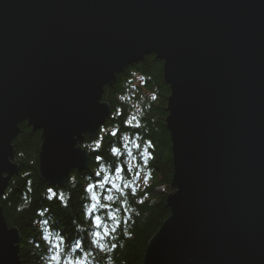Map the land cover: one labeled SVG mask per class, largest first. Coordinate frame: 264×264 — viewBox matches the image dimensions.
I'll list each match as a JSON object with an SVG mask.
<instances>
[{
    "label": "water",
    "instance_id": "95a60500",
    "mask_svg": "<svg viewBox=\"0 0 264 264\" xmlns=\"http://www.w3.org/2000/svg\"><path fill=\"white\" fill-rule=\"evenodd\" d=\"M154 56L169 86L170 215L143 264H264V0H0V198L41 132L52 186L88 155L105 86ZM0 207V264H21Z\"/></svg>",
    "mask_w": 264,
    "mask_h": 264
},
{
    "label": "trees",
    "instance_id": "16d2710c",
    "mask_svg": "<svg viewBox=\"0 0 264 264\" xmlns=\"http://www.w3.org/2000/svg\"><path fill=\"white\" fill-rule=\"evenodd\" d=\"M169 94L162 63L154 56H146L118 73L115 81L105 86L102 96L110 108L108 117L94 136L84 135L81 146L87 152L88 162L82 170L72 169L62 185L52 186L41 179L38 171L41 132L33 131L26 122L19 124L20 132L12 142L18 173L10 178L0 207L9 228L18 231L21 264H49L52 245L45 239L49 232L54 234L53 241L57 236L64 238L61 247L69 249L65 253L69 258L91 253L88 264H108L109 258L112 264H143L149 240L170 215L166 196L171 192L173 163L165 126ZM132 117L136 119L130 126L125 121ZM137 122L139 127H135ZM113 148H119L121 154L115 155ZM145 149L147 154L142 156ZM115 169L122 170L123 180L117 179ZM136 172L140 173L138 179ZM104 175L109 176V181L101 188ZM126 181L133 182L134 195L131 188H124ZM113 183L123 195L112 187ZM89 186H94L99 202L108 205L97 206L91 216L87 209L97 201L91 200ZM108 195L113 196L112 201L103 199ZM122 200L127 203H121ZM113 215L116 221L111 219ZM96 216L102 218L108 229H116L106 238L107 246L115 244V249L101 252L92 244L91 233L100 231L103 236L105 231L96 229L94 224L89 227ZM77 243L81 245L79 249L75 247Z\"/></svg>",
    "mask_w": 264,
    "mask_h": 264
},
{
    "label": "snow or ice",
    "instance_id": "6c2138e0",
    "mask_svg": "<svg viewBox=\"0 0 264 264\" xmlns=\"http://www.w3.org/2000/svg\"><path fill=\"white\" fill-rule=\"evenodd\" d=\"M152 99H156L155 96L152 97ZM136 118L135 117H132L131 119H128L126 120L125 122L128 123L130 126L133 125V121L135 120ZM139 123L137 122L135 124V127H139ZM112 135H116V132H113ZM125 140H128L129 138L128 137H124ZM133 144H135L134 141H132ZM136 147H140V145L136 144L135 145ZM150 147V145H149ZM112 152L119 156L121 154V150L119 148H113L112 149ZM132 153L131 152H128V155H131ZM147 154V149L144 150V153H142L141 155H145ZM116 171V174H117V179H121L123 180V177H121L120 173H121V169H115ZM97 175H101V173H97ZM135 176H136V179L139 178L140 176V173L139 172H136L135 173ZM109 181V176L107 175H104L103 176V181L100 183L99 187L103 188L105 186V183ZM148 181V174H145V183H147ZM112 187L116 189L117 192H121V195H123L124 193L121 191L120 187L117 186L115 183L112 184ZM124 188H131V193L134 195L135 192H136V188L133 186V182L132 181H126L124 182ZM87 191L89 193H92L91 195V200L93 201H97V203H94V204H91L87 211H88V214L91 216V214L93 213V211L97 208V206H99L100 208H105L107 207L108 205H105L103 203H100L99 200H98V197L97 195L95 194L94 192V186H89V188L87 189ZM62 198V197H61ZM104 200H107V201H112L113 200V196L111 195H108V196H105L103 197ZM121 203H127L126 200H122ZM111 219L113 221H116L117 220V217L116 216H111ZM45 224H47L48 222L45 221L44 222ZM93 224H94V227L96 229H100V228H104L105 231L103 232V236L101 234L100 231H93L91 233V236L93 237L92 239V244L95 245V247L100 250L101 252H104V251H111L112 249H115L116 248V245L115 244H112L110 246V248L107 246L106 244V238L110 235L111 232H114L116 229L115 228H112V229H108V226L107 224H105L102 220V218L100 216H96L94 218V221L93 222H90L89 224V227L92 228L93 227ZM47 231V229H46ZM53 233L52 232H49L48 235L45 237V239H47L49 241V243H51L52 245V255L49 257V264H88V260H87V257H90L91 256V253H86L84 256H72L71 258H69V256H66L65 253L67 251H69V249H66V248H63L61 247V245L64 244V238L63 237H60V236H57L55 241L52 240V237H53ZM102 239L105 241V242H101ZM91 246V245H89ZM76 249H79L81 247V245L79 243L76 244ZM108 264H112V260L111 258H109L108 260Z\"/></svg>",
    "mask_w": 264,
    "mask_h": 264
},
{
    "label": "bare ground",
    "instance_id": "6f19581e",
    "mask_svg": "<svg viewBox=\"0 0 264 264\" xmlns=\"http://www.w3.org/2000/svg\"><path fill=\"white\" fill-rule=\"evenodd\" d=\"M81 148H82V146H81ZM83 149V148H82ZM83 150H85V149H83ZM86 151V150H85Z\"/></svg>",
    "mask_w": 264,
    "mask_h": 264
}]
</instances>
